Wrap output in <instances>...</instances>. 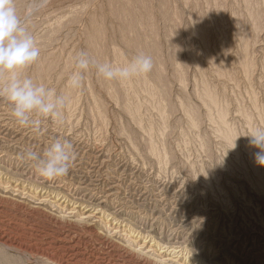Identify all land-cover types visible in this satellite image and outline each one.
Instances as JSON below:
<instances>
[{"label": "rangeland", "instance_id": "obj_1", "mask_svg": "<svg viewBox=\"0 0 264 264\" xmlns=\"http://www.w3.org/2000/svg\"><path fill=\"white\" fill-rule=\"evenodd\" d=\"M21 14L29 0H17ZM26 72L68 98L63 123L18 126L0 98V264H264V0H46ZM146 75L67 86L73 58ZM60 136L76 158L21 159Z\"/></svg>", "mask_w": 264, "mask_h": 264}, {"label": "clouds", "instance_id": "obj_2", "mask_svg": "<svg viewBox=\"0 0 264 264\" xmlns=\"http://www.w3.org/2000/svg\"><path fill=\"white\" fill-rule=\"evenodd\" d=\"M46 0H29L21 14L17 0H0V98L7 101L15 123L40 135L45 122L63 123V110L68 98L55 88L35 81L26 70L40 59L41 49L35 35L26 27L27 19L35 15ZM74 69L67 78V86L82 89L86 75L95 70L105 81H127L146 75L153 69V60L143 53L137 54L123 65L98 63L85 51L74 58ZM249 143L258 149L255 159L264 165V127L257 126L247 135ZM76 158L71 141L56 136L42 151L27 148L21 159L31 162L37 173L46 179L66 176Z\"/></svg>", "mask_w": 264, "mask_h": 264}]
</instances>
